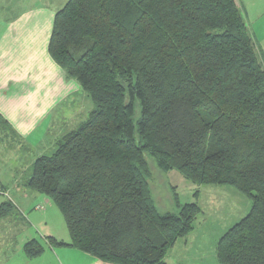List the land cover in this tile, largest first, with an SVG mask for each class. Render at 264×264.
Masks as SVG:
<instances>
[{
  "label": "trees",
  "instance_id": "16d2710c",
  "mask_svg": "<svg viewBox=\"0 0 264 264\" xmlns=\"http://www.w3.org/2000/svg\"><path fill=\"white\" fill-rule=\"evenodd\" d=\"M47 50L94 105L34 159L26 182L64 219L69 242L46 237L51 246L111 264H167L201 209L175 194L176 212L158 211L149 155L161 171L248 196L216 258L264 264V65L238 0H67ZM12 209L2 203L0 219ZM22 250L31 260L43 246L29 240Z\"/></svg>",
  "mask_w": 264,
  "mask_h": 264
},
{
  "label": "crops",
  "instance_id": "0c3cea01",
  "mask_svg": "<svg viewBox=\"0 0 264 264\" xmlns=\"http://www.w3.org/2000/svg\"><path fill=\"white\" fill-rule=\"evenodd\" d=\"M19 1L20 14L10 19L0 17V119L11 128L6 126L7 131L0 130V155L6 156L15 155L18 150L30 151L41 146L42 142L45 144L41 140L42 136L40 141L35 142L33 133L42 127L43 134L47 132L48 135L52 131L48 123L50 113L58 103L80 91L79 84L66 77L47 50L54 15L67 0H48L45 6L38 2L31 5L30 0L28 3L27 0ZM58 1H61L59 6ZM238 3L254 47L264 65V0H238ZM31 25L39 28V34L32 35L28 29ZM44 123L45 126L42 125ZM4 139H10L11 144H4ZM28 178L16 180L10 188L1 186L4 195L10 196L15 205L22 207L20 211L27 210L38 201L49 203L27 188ZM208 205L210 208L211 202ZM202 215L205 219V212ZM47 233L43 237L32 235L25 239L36 240L43 246V252L34 259L29 260L24 255V243L14 246L12 253L16 252V258H21L20 264H111L72 247L51 246L46 236L65 243L69 240L66 235ZM223 234L221 223L205 221L197 224L167 252L166 263L203 264L207 261L208 264H217L216 244ZM7 253H10L9 249Z\"/></svg>",
  "mask_w": 264,
  "mask_h": 264
},
{
  "label": "rangeland",
  "instance_id": "374dc122",
  "mask_svg": "<svg viewBox=\"0 0 264 264\" xmlns=\"http://www.w3.org/2000/svg\"><path fill=\"white\" fill-rule=\"evenodd\" d=\"M17 1L0 0V17H8L10 19L14 15L20 14L18 9L20 1ZM47 1L30 0V3L32 5L34 2H38V4L40 3L39 5L45 6ZM28 2L29 0H27ZM60 2L58 1L57 6H59ZM41 20L43 21V18ZM28 29L32 35L35 33L39 34V28L36 26L31 25ZM72 80L79 84L80 91L58 103L50 113L48 123L52 131L48 135H46L47 132L43 134V128L41 127L33 133L35 142L37 140L40 141L39 138L42 136L41 140L45 144L42 142L41 146H36L30 151L18 150L15 155H0V205L4 202L12 201L10 196L4 195L5 193L1 189L2 185L10 188L12 184H15L16 180L22 181L28 178L32 173L31 164L34 159L40 155L52 154L57 147V143L61 141L62 136L75 130L89 117V113L93 110L94 105L83 91L80 83L76 79ZM139 118L140 106L136 104L133 114L134 124ZM42 125L45 126L46 124ZM3 143L9 145L11 144V140L4 139ZM146 159L151 172L148 183L155 205L160 213L176 212L175 194H177V200L180 204L192 202L195 199V202L199 203L198 206L201 209V214L197 216L195 226L200 223L203 224L205 221L218 222V224H223L224 233L248 213L251 200L236 188L231 186H199L185 179L177 171L159 170L151 156L146 155ZM40 197L46 199L49 203L44 200L38 201L36 205L34 204L27 210L20 211L22 207L19 208L12 201L13 209L0 219V264H20L21 258L17 259L16 252L12 253V251L15 250L14 246L25 243L29 236L39 235L43 237L45 234H48L47 232H53L57 236L61 234L66 235V239L69 240L64 219L58 209L48 198L43 195ZM209 202H211L210 208ZM39 205H42L44 210H38L37 206ZM202 212L206 214L205 219ZM210 225L212 226V224ZM8 249L10 251L9 254L7 253ZM206 262L202 263L208 264ZM217 264L219 263L217 262Z\"/></svg>",
  "mask_w": 264,
  "mask_h": 264
},
{
  "label": "built area",
  "instance_id": "2783aa9c",
  "mask_svg": "<svg viewBox=\"0 0 264 264\" xmlns=\"http://www.w3.org/2000/svg\"><path fill=\"white\" fill-rule=\"evenodd\" d=\"M37 208H38V210H43L44 209L42 205L37 206Z\"/></svg>",
  "mask_w": 264,
  "mask_h": 264
}]
</instances>
